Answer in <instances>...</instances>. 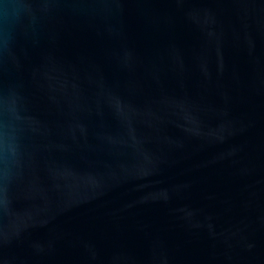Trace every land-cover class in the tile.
I'll list each match as a JSON object with an SVG mask.
<instances>
[{
	"label": "water",
	"instance_id": "95a60500",
	"mask_svg": "<svg viewBox=\"0 0 264 264\" xmlns=\"http://www.w3.org/2000/svg\"><path fill=\"white\" fill-rule=\"evenodd\" d=\"M0 264H264V0H0Z\"/></svg>",
	"mask_w": 264,
	"mask_h": 264
}]
</instances>
